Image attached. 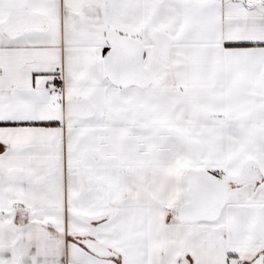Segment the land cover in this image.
I'll return each instance as SVG.
<instances>
[{
  "label": "snow or ice",
  "instance_id": "snow-or-ice-1",
  "mask_svg": "<svg viewBox=\"0 0 264 264\" xmlns=\"http://www.w3.org/2000/svg\"><path fill=\"white\" fill-rule=\"evenodd\" d=\"M0 264H264V0H0Z\"/></svg>",
  "mask_w": 264,
  "mask_h": 264
}]
</instances>
